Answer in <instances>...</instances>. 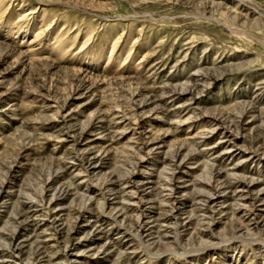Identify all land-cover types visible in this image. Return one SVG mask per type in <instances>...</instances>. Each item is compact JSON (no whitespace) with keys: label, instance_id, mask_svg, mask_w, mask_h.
<instances>
[{"label":"rangeland","instance_id":"obj_1","mask_svg":"<svg viewBox=\"0 0 264 264\" xmlns=\"http://www.w3.org/2000/svg\"><path fill=\"white\" fill-rule=\"evenodd\" d=\"M251 180L264 0H0V264H264Z\"/></svg>","mask_w":264,"mask_h":264},{"label":"bare ground","instance_id":"obj_2","mask_svg":"<svg viewBox=\"0 0 264 264\" xmlns=\"http://www.w3.org/2000/svg\"><path fill=\"white\" fill-rule=\"evenodd\" d=\"M188 86V85H187ZM191 92V91H190ZM193 92V91H192ZM145 107V106H144ZM248 114H250V113H248ZM228 119V118H227ZM228 121V120H227ZM232 121V120H231ZM214 122H215V120H214ZM225 122V121H224ZM230 123V122H229ZM225 125V124H224ZM231 127V126H230ZM217 128V127H216ZM222 129V128H221ZM226 129V128H225ZM230 129V128H229ZM232 131V130H231ZM211 135V134H210ZM208 136V135H207ZM198 137V136H197ZM207 139V138H206ZM227 139H228V137H227ZM148 140V139H147ZM152 141V140H151ZM220 145V144H219ZM229 145V144H228ZM149 147V146H148ZM151 147V146H150ZM153 147V146H152ZM235 147V146H234ZM148 149V148H147ZM150 150V149H149ZM228 154H234V152H232V151H229L228 152ZM227 154V155H228ZM237 156V155H236ZM173 163V162H172ZM97 165V164H96ZM174 165H176V164H174ZM183 167V166H182ZM234 167H236V166H234ZM177 169V168H176ZM178 170H179V168H178ZM176 171V170H175ZM218 171V170H217ZM240 174V173H239ZM244 177V176H243ZM129 179V178H128ZM131 179H133V178H131ZM251 179V178H250ZM226 182V181H225ZM133 184V183H132ZM256 185H258L257 183H256V181L254 180H251V181H243V182H238V186L240 187V189L242 188V191H241V193H240V196H242V197H244L245 195V193H251L252 192V201L253 202H260L261 204L262 203H264V189L263 190H261L260 189V191L259 192H257L256 194H254V192H253V190L255 189V187H256ZM109 186V185H108ZM130 188V187H129ZM173 189V188H172ZM171 191V190H170ZM224 191V190H223ZM237 191V190H236ZM216 192H218V191H216ZM132 193V192H131ZM235 193H237V192H235ZM232 194V193H231ZM149 195V194H148ZM236 196H238V195H236ZM132 197V196H131ZM180 199V198H179ZM217 199V198H216ZM178 200V199H177ZM221 200V199H220ZM202 202V201H201ZM207 203V202H206ZM215 203V202H214ZM245 203V202H244ZM129 204V203H128ZM210 204V203H209ZM213 204V203H212ZM258 204V203H257ZM256 204V205H257ZM123 205V204H122ZM248 205V204H247ZM246 206V205H245ZM251 210V209H250ZM178 211V210H177ZM252 211V210H251ZM237 213H239V214H246L247 212H248V210H246V208H243L242 206H239L238 207V209H237V211H236ZM255 212V211H254ZM177 213V212H176ZM118 214V213H117ZM251 215V213L250 214H248V216H250ZM253 215V214H252ZM257 215V214H256ZM209 216H210V214H209ZM239 216V215H238ZM208 217V216H207ZM263 217V216H262ZM120 218V217H119ZM122 218V217H121ZM124 218V217H123ZM172 218V217H171ZM208 219V218H207ZM244 219V218H243ZM251 219V218H250ZM263 219V218H262ZM170 220V219H169ZM253 221V220H252ZM248 222H249V220H248ZM169 225V224H168ZM254 225V224H253ZM261 225V224H260ZM245 226V225H244ZM77 229V228H76ZM252 230V229H251ZM76 232V231H75ZM78 233V232H77ZM62 235V234H61ZM78 235V234H77ZM73 236V235H72ZM59 239V238H58ZM60 240V239H59ZM77 241V240H76ZM22 244V243H21ZM80 245V244H79ZM51 246V245H50ZM15 249V248H14ZM13 250V249H12ZM76 250V249H75ZM103 250V249H102ZM42 251H43V249H42ZM17 252V251H16ZM12 253H14V252H12ZM48 258V257H47ZM17 259V258H16ZM43 259V258H42ZM72 259V258H71Z\"/></svg>","mask_w":264,"mask_h":264}]
</instances>
